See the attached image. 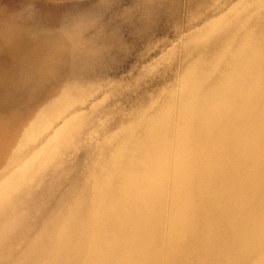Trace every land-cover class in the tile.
<instances>
[{
	"label": "bare ground",
	"instance_id": "1",
	"mask_svg": "<svg viewBox=\"0 0 264 264\" xmlns=\"http://www.w3.org/2000/svg\"><path fill=\"white\" fill-rule=\"evenodd\" d=\"M187 51L178 88L96 142L77 88L18 138L0 122V264H264V0ZM83 140L81 183L39 222Z\"/></svg>",
	"mask_w": 264,
	"mask_h": 264
},
{
	"label": "rangeland",
	"instance_id": "2",
	"mask_svg": "<svg viewBox=\"0 0 264 264\" xmlns=\"http://www.w3.org/2000/svg\"><path fill=\"white\" fill-rule=\"evenodd\" d=\"M239 1L0 0V122L18 138L59 92L77 88L78 110L99 108L88 127L96 142L104 121L115 132L177 89L195 58L187 43ZM90 156L85 140L66 155L70 169L39 222L81 183Z\"/></svg>",
	"mask_w": 264,
	"mask_h": 264
}]
</instances>
